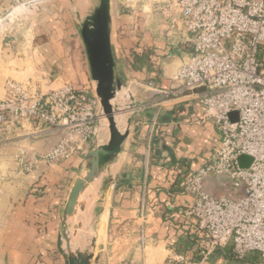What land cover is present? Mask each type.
<instances>
[{
  "label": "crops",
  "instance_id": "1",
  "mask_svg": "<svg viewBox=\"0 0 264 264\" xmlns=\"http://www.w3.org/2000/svg\"><path fill=\"white\" fill-rule=\"evenodd\" d=\"M52 1L0 0V99L9 80L38 77L41 87L48 88L81 74L88 86L76 59L79 26L69 21L71 8L84 15L89 0H71L73 6L59 0L63 6L57 10ZM47 2L49 17L39 8ZM22 6L28 10L25 17L17 14ZM110 8L114 77L139 90L130 100L134 107L122 152L80 198L84 210L68 221L70 232L80 224L71 247L87 250L84 233L93 222L89 241L101 239L98 264L193 263L206 243L188 214L191 197L184 193V183L211 159L218 133L209 119L201 120L205 89L166 98L147 87L152 83L165 91L177 85L172 78L191 55L193 34L172 31L150 0H111ZM27 27L31 35L24 43ZM62 137L60 131L27 123L0 135V264H64L56 253L63 205L95 146L76 141L68 160H37L24 168ZM110 177L113 184L107 189ZM206 189L215 197L228 194L214 180ZM208 264H234L231 246L213 249Z\"/></svg>",
  "mask_w": 264,
  "mask_h": 264
},
{
  "label": "built area",
  "instance_id": "2",
  "mask_svg": "<svg viewBox=\"0 0 264 264\" xmlns=\"http://www.w3.org/2000/svg\"><path fill=\"white\" fill-rule=\"evenodd\" d=\"M149 1V0H148ZM153 11L175 33H191L192 52L172 78L169 90L147 87L161 97H184L205 89L201 120L218 133L211 159L185 180L188 214L206 247L193 263L208 264L211 251L231 246L234 264H264V0H150ZM0 99V135L22 123L60 131L45 155L31 158L59 164L74 153L73 143H97L102 119L99 99L66 83L42 92L32 79L9 80ZM248 156V168L238 158ZM218 182L228 194L215 197L206 184ZM254 255L251 262L248 257ZM167 259L162 264H176ZM182 261V260H181Z\"/></svg>",
  "mask_w": 264,
  "mask_h": 264
},
{
  "label": "water",
  "instance_id": "3",
  "mask_svg": "<svg viewBox=\"0 0 264 264\" xmlns=\"http://www.w3.org/2000/svg\"><path fill=\"white\" fill-rule=\"evenodd\" d=\"M67 1L72 4L71 0ZM110 7L111 0H97V3L82 16L75 11L76 19L80 21L78 26L90 77L95 83V94L99 99L102 114L108 122L109 139L105 144L94 145V149L87 153L63 205L56 240V253L61 257L64 264H98L100 251L102 250L101 245L97 244L96 238L93 237L90 241V248L93 251L80 248L73 249L71 247V236L76 234L75 232L78 231L80 224L74 225L70 232L68 221L79 210H84L80 198L102 176L103 172L108 170L122 152L129 135L130 120L127 121V128L123 132L118 130L114 120V107L111 105V101L125 83L114 77L115 65L110 41ZM251 161L250 157L242 155L238 158L239 167L246 169ZM112 184V177H110L106 184L107 189Z\"/></svg>",
  "mask_w": 264,
  "mask_h": 264
},
{
  "label": "rangeland",
  "instance_id": "4",
  "mask_svg": "<svg viewBox=\"0 0 264 264\" xmlns=\"http://www.w3.org/2000/svg\"><path fill=\"white\" fill-rule=\"evenodd\" d=\"M89 1L87 2V5H89L87 7L88 10L91 9V7L97 3V0H91L90 2ZM64 2H66V1H64ZM48 3L49 2H47L46 4H43V5L40 4L39 8H40V11L43 12V16L47 15L49 17L50 13L48 12L49 11V4ZM50 4L56 5V10H57V8H60L63 6L62 1H59V0H57V1L54 0V1L50 2ZM73 4L74 3L72 2V4H70V5L73 6ZM25 8H26L25 6L20 7L19 10H17V14H20L19 16L25 17V14L28 11ZM71 10H72V8H71ZM71 10H70V19L71 20L69 21V24L71 25L73 22H74V24H80V21L78 19H76L77 17L75 14V10L74 11H71ZM15 14H16V12L14 14L10 15L8 19L13 20L15 17ZM28 29H29V27L25 28L23 33H22L24 35V38H22L24 43L26 42V37L31 35V31H28ZM78 33H79V36H78ZM75 40L77 41V45L79 47L78 49L76 48V59L80 63V66L82 69L81 71L85 73L86 79L88 80L87 81L88 86L83 83V75H81V74H80V76H77L75 80L64 81L59 86H52V87H48V88L47 87H45V88L41 87V82H43L42 79L40 81V80H35V78H38V77L30 78L32 80H35L39 84L42 92H48L50 90L57 89L61 85L68 83L71 86H73L74 88L85 89L89 94H91V92H93L95 94V83L91 80V77H90L88 62H87L84 46H83V43H82V40L80 37V30H78V32L75 36ZM25 80H27V79L17 80V81H25ZM138 90L139 89H137V87H134L133 85H131L129 83H125V85L119 91L120 93L118 94V96L114 99L115 100L114 104H112L114 106V111L116 113L119 112V110L124 111L125 124L120 127L121 128L120 130L122 132L127 128V121L129 120L130 114L133 111V107H134V105H133L134 103L130 101L131 100L130 98L131 97L133 98V96L136 94V92H138ZM103 118L105 119V121L103 120ZM103 118L101 119L99 126H98V129H97V143H96V145L105 144L109 139L108 125L105 124V122H107V119L105 118V116H103ZM93 230H95V227H94V223L92 222V225L88 224V229H86L85 230L86 232L84 233L83 248H86L89 251H93L90 248V241H89V238L92 235H94ZM77 232L78 231H76L75 233H77ZM100 242H101V239H99V241H98L99 245H100Z\"/></svg>",
  "mask_w": 264,
  "mask_h": 264
},
{
  "label": "bare ground",
  "instance_id": "5",
  "mask_svg": "<svg viewBox=\"0 0 264 264\" xmlns=\"http://www.w3.org/2000/svg\"><path fill=\"white\" fill-rule=\"evenodd\" d=\"M78 1H80V0H78ZM83 1V0H82ZM81 2V1H80ZM82 4V3H81ZM120 92H118L117 94H116V96H115V98L118 96V94H119ZM122 97V96H121ZM114 98V99H115ZM112 100L111 101V105L112 104H114V101L115 100ZM131 99V98H130ZM113 106V105H112ZM114 107V106H113ZM102 118H103V116H102ZM103 120L105 121V119L103 118ZM114 120H115V123H116V126H117V128H118V130H120L121 128V126H123L124 124H125V115H124V111L122 110V111H120L119 110V112H115L114 113ZM105 124L106 125H108V122H105ZM99 126V125H98ZM121 131V130H120ZM78 236V235H77Z\"/></svg>",
  "mask_w": 264,
  "mask_h": 264
}]
</instances>
